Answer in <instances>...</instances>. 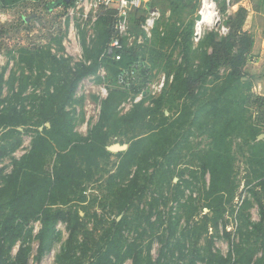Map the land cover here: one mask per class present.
I'll use <instances>...</instances> for the list:
<instances>
[{
  "label": "rangeland",
  "instance_id": "obj_1",
  "mask_svg": "<svg viewBox=\"0 0 264 264\" xmlns=\"http://www.w3.org/2000/svg\"><path fill=\"white\" fill-rule=\"evenodd\" d=\"M213 1L216 22L204 25L198 36L196 16L204 7L202 0H151L148 8L129 15L122 34L119 21L112 25L109 9H70L56 5L60 0L0 1L1 98H12L3 107L11 110V120L25 124L11 137H2L5 132L0 130V146L22 140L0 159L1 264H15L20 247L29 264H136V258L138 264H246L249 258L251 264H264V221L258 204L260 200L264 206V0ZM241 8L247 12L244 28L254 38L241 82L233 83L222 67L195 97L177 91L175 74L180 66L187 73L190 68L176 35L193 29V73L202 54L210 53V38H225L230 19ZM116 32L120 41L111 42ZM164 36L174 40L164 44ZM116 40L119 44L113 46ZM59 59L61 69L53 71ZM64 61L72 68L97 66L67 103ZM128 70H134L135 77L125 86L119 75ZM114 90L127 97L94 147L79 156V172L70 175L53 155L45 162L30 158L38 131L43 135L45 127L50 130L45 119L51 110L55 114L64 107L74 133L87 138L99 122L103 101ZM17 93L21 97H15ZM141 102L153 110L147 129L125 122ZM114 145L127 149L111 152ZM14 159H24V180L18 185L4 177L14 171ZM204 160L224 166L219 173L215 167V175L203 174ZM225 177L227 189L219 192ZM49 178L52 185L44 201V180ZM32 191L38 199L27 203L25 195ZM37 204L42 210L72 209L78 214L73 245L68 244L67 224L60 222L50 232L54 243L39 258L42 222L21 220L22 212H35ZM205 216L218 217V224L202 223ZM198 224L204 226L197 232ZM208 239L213 240L212 254Z\"/></svg>",
  "mask_w": 264,
  "mask_h": 264
},
{
  "label": "trees",
  "instance_id": "obj_2",
  "mask_svg": "<svg viewBox=\"0 0 264 264\" xmlns=\"http://www.w3.org/2000/svg\"><path fill=\"white\" fill-rule=\"evenodd\" d=\"M4 5L6 4H12L17 2L18 0H0ZM56 5H63L65 7L68 6V4L65 3V0H60V2ZM55 5V6H56ZM114 17H112V25L116 26L118 22L117 13L113 11ZM246 10L244 8H241L238 13L236 14L235 18L230 19V31L228 35L225 38H222L220 40L216 39L214 36L210 38L209 42V52H204L202 54V63L200 65V68L198 70H194L195 72L191 73L193 69L191 65V59L193 55V29L192 27L185 32V35H176L180 38V46L182 48V52L184 53V58L186 60V63H189L188 67L190 70L188 73L186 72V68H182L180 66L179 71L174 76V82L173 87L182 93L187 94L190 97H195L196 93L202 89L208 82L209 79L212 77L214 78V75H217V72L222 68L226 67L229 70V77L232 78L233 83L234 82H241V73L246 66L251 50L254 45V38L252 34L244 28V22L246 18ZM113 31V30H112ZM110 34V33H109ZM112 35V34H111ZM114 39H119L118 33H114L113 37L111 38V42ZM163 41L164 44L168 43L172 39L170 36H164L163 38H160V41ZM24 53H29L25 52ZM56 59V58H54ZM60 60V59H59ZM57 61L56 64L53 65L52 70L58 71V69H61V60ZM32 63L35 61L34 58H31L30 60ZM65 64V61H64ZM66 77L69 79V86L68 90L66 91V101L73 100L74 95L76 93V90L78 88L79 83L87 78L88 76L94 74L97 70V66L91 65L86 66L84 64L78 65L76 68H72L71 66H68L65 64L64 67ZM3 81H4V75L0 74V130H2L3 136H12V133H20L18 129L21 127V125L25 124H19L17 122H14L13 120V114L11 113V110H9L6 107H3L4 103L8 101L7 99H2V91H3ZM122 84V83H121ZM130 84V83H129ZM124 85V84H123ZM131 85V84H130ZM129 85V86H130ZM15 97L19 96L21 97L20 93H17L14 95ZM127 94L120 90H114L109 92L107 98L103 101L102 108H101V114L99 118L98 124L93 128V130L90 132L89 136L87 138H78L77 135L73 131V119L68 115V113L65 112L64 107H61L55 114L49 113V117L45 119L46 122L50 124V130H47L45 127L44 133L42 135V132L38 131V136L33 139V146L30 158L32 159H40L43 162H45V159L47 156L53 155L56 156V164L63 163L64 167L67 172L70 173V175H75L77 172L81 170V158L79 156L84 155L87 150L91 149L93 144L97 142L98 135L103 134L104 128L107 126V124L111 121L112 117L114 116V113L118 106L126 99ZM9 99V104L10 100ZM163 98H159L158 102L160 103ZM143 102L140 104H137L135 106V110L132 114L129 115L128 118H126L125 122L127 125H134L137 127L146 126V129L148 128V123L146 122L147 117L151 116V113L153 112L150 108L143 107ZM3 107V108H2ZM142 109L143 113H138L137 109ZM16 109H14L15 111ZM49 112V111H48ZM46 114V113H45ZM47 116V115H45ZM162 123V122H161ZM160 123V125H161ZM47 133L48 138L44 137V135ZM136 134V133H135ZM144 139V138H143ZM144 141V140H142ZM22 143V140L20 138H16L15 140L9 141L8 143L0 146V159L6 158L9 154L13 153L17 148L20 147ZM25 159V158H24ZM24 159L21 161L14 159V171L9 176H4L5 179H9L10 183L13 184H19L22 180H24V175H22V169L24 168ZM70 163V165H69ZM224 166L223 164L216 165L214 163H211L209 160L203 161V164L201 166L202 173L206 174V172L210 171L211 175H215V167H218V173L220 171V168ZM57 167V166H56ZM51 178V177H50ZM45 179L44 180V201L47 199V193L48 189L51 184V180ZM228 178L225 177L222 182V187L224 190H218L219 192L225 191L228 186ZM37 183V177L33 181V184L36 187ZM72 184V183H71ZM230 193V191H228ZM72 192H70L71 196ZM3 195V190H0V196ZM25 199L27 203L31 200L38 199V194L36 191H32L31 193H27L25 195ZM70 202H72L70 197ZM258 204L260 207V211L262 214V219L264 221V206L260 200H258ZM37 209L35 212H32L30 209H26L22 212L21 220L25 224H29L32 219L41 220L43 231L42 234L38 237L40 239V245H39V258H41L46 251H48L52 244L54 243L53 234H50L51 231H54L56 225L58 223H65L67 224L68 231L70 233L68 244L73 245L74 237L77 229L79 228V217L78 214L73 212L72 209L68 211L64 210H50V208H44L42 210L41 207L37 204ZM41 216L39 214L41 213ZM203 220H214L215 224H218V217L209 218L208 216H205L202 218V223H204ZM6 225H9L8 222H6ZM203 224H198L196 226V230L198 232L199 229L203 228ZM257 226H255L256 228ZM225 236L230 239V234L228 232H224ZM196 235V232H195ZM199 237L196 238V243L199 241ZM213 245V240L208 239L207 240V246L210 250V253L212 254L211 247ZM238 264H242L241 260H237ZM136 264H138L139 259H135ZM252 260L249 258L246 262V264H251ZM1 264V263H0ZM15 264H29L27 259V253L24 247H20L17 257H16V263ZM101 264V263H100ZM235 264V263H234ZM258 264V263H257Z\"/></svg>",
  "mask_w": 264,
  "mask_h": 264
},
{
  "label": "built area",
  "instance_id": "obj_3",
  "mask_svg": "<svg viewBox=\"0 0 264 264\" xmlns=\"http://www.w3.org/2000/svg\"><path fill=\"white\" fill-rule=\"evenodd\" d=\"M151 0H71L70 3L68 4L71 8L73 9L75 7H82L85 5H90L91 7H97V8H104V9H109L112 11H115L117 13V18L119 21V31L120 33H124L126 29V24H127V19L131 13H135L139 9L143 8H148ZM214 3L213 0H202L203 6L205 3ZM216 8V4H215ZM69 9V12H70ZM156 13H153V16ZM124 16L125 19L122 22L121 17ZM147 23H150L148 21ZM152 24V23H151ZM224 31H227L224 29ZM225 35L227 33L224 32ZM195 35L198 36L199 33L196 31ZM119 44V41L116 40L112 45L117 46ZM135 77V71L134 70H128L125 73H122L119 75V81L124 84L125 86H129L130 84L128 82L131 81ZM165 83V76L161 79L160 84L158 86V91H161L164 87Z\"/></svg>",
  "mask_w": 264,
  "mask_h": 264
},
{
  "label": "bare ground",
  "instance_id": "obj_4",
  "mask_svg": "<svg viewBox=\"0 0 264 264\" xmlns=\"http://www.w3.org/2000/svg\"><path fill=\"white\" fill-rule=\"evenodd\" d=\"M201 21L197 22V32L199 33L204 25H213L216 22V10L214 3H205L203 9L199 12Z\"/></svg>",
  "mask_w": 264,
  "mask_h": 264
},
{
  "label": "water",
  "instance_id": "obj_5",
  "mask_svg": "<svg viewBox=\"0 0 264 264\" xmlns=\"http://www.w3.org/2000/svg\"><path fill=\"white\" fill-rule=\"evenodd\" d=\"M70 1H71V0H65V3H66V4H69ZM124 19H125V17L122 16V17H121V21L123 22ZM26 21H28V19H26ZM196 21H197V22H198V21H201V14H198V15L196 16ZM126 149H127L126 146L114 145V146H112L109 150H110L111 152H121V151H125Z\"/></svg>",
  "mask_w": 264,
  "mask_h": 264
}]
</instances>
